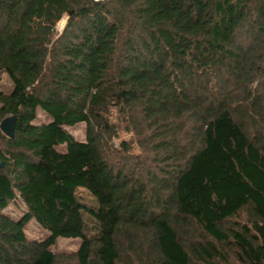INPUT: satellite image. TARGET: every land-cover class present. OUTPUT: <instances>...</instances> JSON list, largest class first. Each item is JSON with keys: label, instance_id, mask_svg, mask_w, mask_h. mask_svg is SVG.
Listing matches in <instances>:
<instances>
[{"label": "trees", "instance_id": "1", "mask_svg": "<svg viewBox=\"0 0 264 264\" xmlns=\"http://www.w3.org/2000/svg\"><path fill=\"white\" fill-rule=\"evenodd\" d=\"M0 71V264H264V0H0Z\"/></svg>", "mask_w": 264, "mask_h": 264}, {"label": "rangeland", "instance_id": "2", "mask_svg": "<svg viewBox=\"0 0 264 264\" xmlns=\"http://www.w3.org/2000/svg\"><path fill=\"white\" fill-rule=\"evenodd\" d=\"M66 22V17H63L56 25L57 33H61ZM12 90V84L8 76L0 71V92L3 94H9ZM51 119L41 110H36V119L33 122L34 125L48 124ZM65 130L73 136L76 141H85V125L78 124L71 128H65ZM130 136V135H129ZM129 136L125 133L120 134L119 140H128ZM65 146L57 147L58 152H65ZM135 149V148H134ZM81 194L91 203V198L85 192ZM26 208L24 204L18 199L14 203H10L8 207L4 210V213L12 218L13 220H18L21 218L23 213H25ZM24 233L28 240L30 241H43L49 236V232L39 226L35 221L31 220L24 228ZM80 244L79 239H62L58 238L54 246L51 247V251L55 254H72L76 252Z\"/></svg>", "mask_w": 264, "mask_h": 264}, {"label": "water", "instance_id": "3", "mask_svg": "<svg viewBox=\"0 0 264 264\" xmlns=\"http://www.w3.org/2000/svg\"><path fill=\"white\" fill-rule=\"evenodd\" d=\"M15 124H16V117L15 116L5 118L0 123L1 133L5 137H7L8 139H12L14 137ZM3 166H4V164L1 163L0 167L2 168Z\"/></svg>", "mask_w": 264, "mask_h": 264}]
</instances>
